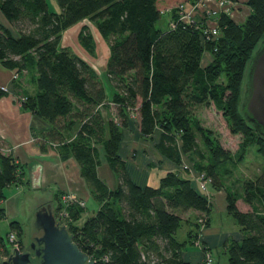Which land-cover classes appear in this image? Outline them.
Instances as JSON below:
<instances>
[{"label":"trees","instance_id":"1","mask_svg":"<svg viewBox=\"0 0 264 264\" xmlns=\"http://www.w3.org/2000/svg\"><path fill=\"white\" fill-rule=\"evenodd\" d=\"M195 1L56 0L54 10L48 0H0V10L13 29L0 23V63L13 71L14 80L24 72L34 76L36 91L24 95L22 105L51 123L45 137L60 144L61 154L68 152L77 160L98 203L82 224L77 222L85 207L73 204L67 208L66 223L73 242L94 264H203L185 260L182 252L198 239L199 219H204V228L209 225L211 200L179 170L166 171L157 186L133 180L119 152L122 129L131 117L143 138H155L163 159L179 167L188 158L215 189L224 188V176L255 146L262 158L260 172L242 182L240 194L225 188L226 211L239 226L240 238L225 239L221 248L227 259L213 264H264V135L240 109L248 62L264 38V0H246L249 13L241 22L219 13L218 35L211 40H204L198 22L179 20L177 7ZM171 4L175 5L168 8ZM167 8L170 18L162 28L159 21ZM84 19L108 42L105 77L119 124L105 121L100 113L109 96L96 70L61 45L62 33ZM78 41L94 52L88 25L81 26ZM205 51L211 60L203 65ZM209 105L221 112L231 133L240 134L235 152L200 123L197 109ZM77 122L75 135L67 140L66 133ZM97 143L118 176L113 189L97 175ZM4 147L0 138V202L6 187L28 183L22 179L24 167ZM239 197L249 205L248 211L237 207ZM55 199L60 208L59 192ZM189 210L197 214L183 217ZM5 217L0 206V219ZM185 222L190 229L181 240L177 232ZM9 229L22 249L19 221H10ZM8 247V237L0 234V255H6ZM201 249L208 250L202 244Z\"/></svg>","mask_w":264,"mask_h":264},{"label":"crops","instance_id":"2","mask_svg":"<svg viewBox=\"0 0 264 264\" xmlns=\"http://www.w3.org/2000/svg\"><path fill=\"white\" fill-rule=\"evenodd\" d=\"M245 1L238 0L237 3L244 6ZM165 11L168 12L169 9L167 8ZM0 23L13 31L1 10ZM61 45L64 46L62 43ZM78 56L92 65L87 57L83 55ZM33 77L32 74L24 72L18 76V79L14 80L13 71L0 63V85L6 88V90H0V138L5 142V147L2 150L5 153H11L22 164L25 170V176L22 179L28 181L27 184H12L5 188V198L0 202V206L5 209L6 217L0 220H4L7 224L10 221H19L23 232L26 226L25 223L30 218L32 208L33 210L38 209L40 206L47 204L48 200L54 198L56 192L61 194L67 192L74 193L79 198L85 200L84 206H86L88 197H93L87 181L81 174V168L77 160L68 152L61 154L59 151L60 144L45 137L46 130L51 127V123L37 116L18 102V97L35 93L36 85ZM99 77L101 78L100 72ZM100 113L104 118V113ZM78 126L79 122L75 123L71 130L66 133L67 140L73 138ZM101 160L100 158V164L96 168L97 175L109 188L113 189L117 186L118 176L110 169L106 162L102 163ZM165 161L167 160L163 159V163ZM126 167L133 180L140 185L157 186L155 183L158 184L159 178L162 176L160 174L154 177L151 182L155 183H149L150 179L146 178L148 175L141 179L142 177L135 174L128 163ZM182 175L186 176L183 173ZM193 183L195 182L193 181ZM222 189L214 190L212 197L210 195L212 210L209 216V225L201 229L197 237L198 239L193 244L187 245L182 252L183 258L189 262L198 263L201 261V244L208 248V251L214 257L213 262H225L227 257L221 248L225 239L229 237L240 238V228L235 220L229 225L225 223H221L220 225L215 224V222L213 223L215 212L220 213L222 216H225V213H227L226 193ZM42 195H46L49 199H42ZM236 205L241 211H248L250 209L242 197L237 199ZM97 207L98 203L95 208L97 209ZM188 212L185 217L190 216L192 218L197 214L196 211L192 210ZM226 218L228 217L225 216L224 219L226 220ZM189 224L185 222L184 234L190 229ZM8 231L6 234H8ZM185 237H181V240L185 239ZM213 250L216 252L215 256H213Z\"/></svg>","mask_w":264,"mask_h":264},{"label":"rangeland","instance_id":"3","mask_svg":"<svg viewBox=\"0 0 264 264\" xmlns=\"http://www.w3.org/2000/svg\"><path fill=\"white\" fill-rule=\"evenodd\" d=\"M48 2L50 4L51 9L58 10V5L56 3V0H48ZM174 5L175 4H171L168 6V8H171ZM168 19H169V13L163 10L161 19L159 21V26L162 28H166ZM83 24H86L89 26V30L93 35L94 44H95L93 53H89L84 47L81 46V44L78 41V33ZM61 43L64 46L69 47L74 53L87 57V59H89V61L92 63V65L91 64L90 65L96 70L98 75L100 72L102 82L106 86L108 96H109L106 101L107 107L101 106L100 107L101 112L104 113L105 121L113 120L114 122L119 124L120 119L117 115L116 106L110 101V95H111L110 85L105 77L106 76L105 67H106V62H107V58L109 55V48H108L107 40H104L101 37L96 27L90 21H88L87 19H84L68 27L62 33ZM259 46L260 45L258 44L254 52L259 48ZM247 72H248V69L245 72V78H244V82L242 85L241 100L244 97V93L247 87L246 85ZM196 115L200 119L201 121L200 123L203 125V127L208 128L213 131V134L217 136L220 144L224 148L230 149L233 152H235L238 149V146L241 140L240 134H233L230 132L228 124L223 118V116L221 115V112L216 110L213 105L200 106L197 109ZM121 135L122 137H121L120 151H119L121 154V157L125 160L126 164L128 163L130 168L134 170L135 174L142 177L141 179H143V177H146L148 175L146 178L150 179L149 183H155V182H151L154 177L160 174L163 175L168 170H175V171L179 170L181 174L183 173L184 175H190V177L192 178V181L195 182L194 184L196 185V188H198V182L200 181V179H198V175H200L203 172L195 170L193 166L191 170H188V169L183 168V166L177 167L174 165H170L169 161H165V163H163L162 156L160 155L158 150L155 148V145H153L155 142V138L154 137H152L151 139L142 138L138 130V126L132 117L127 127H123ZM155 135H156L155 137H157L158 133H156ZM96 147H98L97 149L99 151V158L102 159L101 160L102 163L106 162V164L110 167V169L115 173V171L111 168V166L108 164V162L104 158V150H103L102 145L100 143H97ZM183 160H184V164L186 165L190 164V161L188 158L184 157ZM261 166H262V158L260 154L256 151L255 146L249 147L244 160L241 163L237 164L233 172H231L230 174H227L222 179L223 187H224L222 191L223 190L225 191L226 190L225 188L228 187L232 192H236L240 194L242 192V187H241L242 182L246 179L254 178L260 172ZM155 185H158V184L155 183ZM214 190L217 191L218 189L213 188L212 185H208L207 192L209 193V195H211V197H212V192ZM64 196H66V193H63V194L60 193V199L62 202V206H60V208H58L57 206L55 195H54V198L51 200H48L49 198L46 195H42L41 198L48 200V203H50L51 208L53 210V214L56 217H59L60 213L63 210V207L65 206V201L67 202L70 200L67 197L64 198ZM86 202H87L86 206H84L85 210L81 218L78 220L77 222L78 224H82L84 220L89 215H91L92 212L96 209L95 207L97 206V202L96 200L93 199V197L89 196ZM75 203L78 204L76 201H70L69 203L70 205L68 206V208ZM36 210L37 209L33 210L32 208L30 217L33 215V213ZM187 212L183 215V217L187 216V214L189 213ZM225 216L228 217L226 218V220L224 219ZM225 216H222L220 215V213L215 212L213 216V223L215 222V224L217 225H220L221 223H225L226 225H229L231 224V222H234L233 217H231L227 213H225ZM62 217L67 222L68 219L65 218L64 216ZM25 225L26 226L29 225L28 220H27V223H25ZM184 228H185V223H183L181 229L178 231L179 239H181V237L186 236V233L184 234ZM8 230L10 231L9 223L7 224L4 220H0V234H2L6 238V236L8 235L6 234ZM23 237H25V230H24ZM23 247L22 249H24ZM202 252L203 251L201 249V254ZM212 252H213V256H215L216 252L214 250ZM212 258L214 259V257Z\"/></svg>","mask_w":264,"mask_h":264},{"label":"water","instance_id":"4","mask_svg":"<svg viewBox=\"0 0 264 264\" xmlns=\"http://www.w3.org/2000/svg\"><path fill=\"white\" fill-rule=\"evenodd\" d=\"M247 65V87L241 100L243 117L264 135V38ZM246 69V70H247ZM24 249L8 247L0 264H94L72 240L67 225L58 223L50 203L39 207L28 220Z\"/></svg>","mask_w":264,"mask_h":264},{"label":"built area","instance_id":"5","mask_svg":"<svg viewBox=\"0 0 264 264\" xmlns=\"http://www.w3.org/2000/svg\"><path fill=\"white\" fill-rule=\"evenodd\" d=\"M236 1L231 0H197L195 2H188V3H181L177 8V13L179 16V20L184 23L190 22H198L199 28L201 29V34L204 40H211L215 39L218 35V24L216 16L221 13H227L230 15L236 22H241L245 18V16L249 13V8L246 5H241ZM239 6V8H238ZM242 7V8H241ZM175 23H171V27H174ZM211 60V54L208 51H205L202 57V64L205 65L207 62ZM13 78H15V74L13 73ZM0 90H6V88L0 85ZM25 100V96L18 98V102L22 104ZM170 163V162H169ZM170 165H173L170 163ZM175 166V165H174ZM183 168L191 170L192 164L189 165L184 164V160L182 161L181 165ZM198 190L205 194L207 197L210 198L208 191V185H210V179L205 176V173H201L198 175ZM202 179V180H201ZM70 199L69 201H65V206L63 207L62 212L60 213L59 217H56L58 223H62L66 225L65 218H68V206L70 205V201H76L80 206H84V200L79 198L76 194L67 192L66 196ZM199 222L201 223V228H204V219L200 218ZM8 243L10 246L19 248L18 242L16 240V234L14 231H10L7 235ZM203 251V250H202ZM201 261L203 264H213L212 254L206 250L202 252Z\"/></svg>","mask_w":264,"mask_h":264}]
</instances>
